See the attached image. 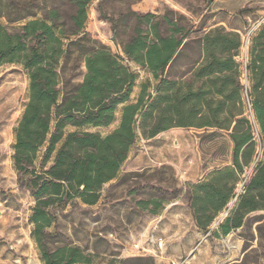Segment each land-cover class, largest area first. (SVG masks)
<instances>
[{"label":"trees","instance_id":"obj_1","mask_svg":"<svg viewBox=\"0 0 264 264\" xmlns=\"http://www.w3.org/2000/svg\"><path fill=\"white\" fill-rule=\"evenodd\" d=\"M91 2L0 0V17L19 24L0 23V67L18 64L28 78L11 158L19 181L34 199L30 221L43 263H90L75 246L47 250L42 243L45 228L67 202L93 205L99 200L103 185L117 177L138 130L146 138L174 127L228 132L231 164L215 167L188 185V206L203 233L220 237L240 227L246 214L264 209V24L249 37L243 69L237 59L238 32L214 26L192 34L165 16L130 12L132 33L121 41L122 51L155 80L154 85L142 83L132 102L138 74L85 31ZM180 64L186 68L180 70ZM177 71L181 74L171 77ZM150 86L153 93L147 91ZM119 105L117 125L105 134L94 130L116 121ZM250 167L251 175L237 191ZM137 204L156 213L161 200ZM227 208L226 216L210 229Z\"/></svg>","mask_w":264,"mask_h":264},{"label":"rangeland","instance_id":"obj_2","mask_svg":"<svg viewBox=\"0 0 264 264\" xmlns=\"http://www.w3.org/2000/svg\"><path fill=\"white\" fill-rule=\"evenodd\" d=\"M130 12L165 16L192 29V34L202 33L223 20L224 24L239 28L236 32L240 34L241 47L237 59L242 65L248 54L249 37L264 24V0H92L87 7L85 31L121 56L138 74L130 94L132 102L142 83L150 81L154 85L155 80L122 51L121 41L132 33L134 21ZM0 23L8 27L19 25L7 22L4 17H0ZM115 23L117 29L113 27ZM220 26L228 30L227 26ZM179 66L180 70L186 68ZM180 74L171 72V77ZM241 80L245 85L244 73ZM147 91L154 92L151 86ZM27 95L26 72L18 64H3L0 67V264H44L30 221L34 199L19 181L11 158L13 130ZM121 107L116 109V121L94 130L102 134L112 130ZM246 108L257 138L258 128L247 101ZM211 132L174 127L146 138L138 130L117 177L103 185L99 200L93 205L69 201L56 210V217L45 228L43 246L49 251L63 246L78 247L90 260L89 264H192L191 257L201 242V264H264V209L249 212L240 227L220 237L203 233L186 217L192 218L188 185L195 183L205 169L231 161L232 142L228 132ZM44 148L45 145L38 151L36 163L41 160ZM257 151L260 155L259 147ZM251 173L250 167L242 181ZM151 198L161 200L156 213L137 204ZM175 200L177 205H171ZM184 202L187 206L181 205ZM217 225L218 222L214 226ZM197 231L201 232L200 238Z\"/></svg>","mask_w":264,"mask_h":264},{"label":"crops","instance_id":"obj_3","mask_svg":"<svg viewBox=\"0 0 264 264\" xmlns=\"http://www.w3.org/2000/svg\"><path fill=\"white\" fill-rule=\"evenodd\" d=\"M226 24V23H225ZM224 24V22H223V20H220L219 22H218V24H216V26H220V25H224V26H227V28H228V30H235V31H238V29L239 28H233L232 26H230V25H225ZM244 67V64L242 65V68ZM244 69V68H243ZM243 73H244V77H245V81H246V75H245V72H244V70H243ZM243 73H242V75H243ZM241 78H242V76H241ZM241 82H242V80H241ZM243 83V82H242ZM203 131H213V130H215L214 128H208V129H202ZM230 138V137H229ZM231 140V139H230ZM232 142V141H231ZM232 146H233V143H232ZM226 164H231V161H229V162H226V163H223V164H221V165H217V166H213V167H210V168H208V169H205L202 173H201V177H199V179H203L204 178V176H206V174L208 173V172H210L213 168H215V167H220V166H222V165H226ZM171 205H177V201L175 200V201H173V202H171L170 203ZM182 206H187V203H182L181 204ZM189 213V212H188ZM226 213L227 212H225V214H224V216H222L221 218H219L216 222H214L213 223V225L211 226V228L210 229H213V228H215L216 226H214L217 222H219V221H221L225 216H226ZM221 214V213H220ZM190 215V214H189ZM187 217V219L189 220V222H190V220L192 221V218H189L188 216H186ZM190 217H191V215H190ZM213 227V228H212ZM199 234V238H200V236H201V232L200 231H197V235ZM191 260H192V264H201V242H200V244L198 245V247L196 248V250L194 251V253H193V256L191 257Z\"/></svg>","mask_w":264,"mask_h":264},{"label":"built area","instance_id":"obj_4","mask_svg":"<svg viewBox=\"0 0 264 264\" xmlns=\"http://www.w3.org/2000/svg\"><path fill=\"white\" fill-rule=\"evenodd\" d=\"M255 137H256V136H255ZM257 138H258V137H257ZM244 181H245V180H244ZM244 181H242V182L240 183L239 189H238L237 191H240V190H241L242 183H243Z\"/></svg>","mask_w":264,"mask_h":264}]
</instances>
